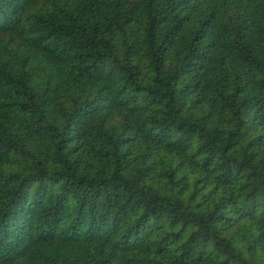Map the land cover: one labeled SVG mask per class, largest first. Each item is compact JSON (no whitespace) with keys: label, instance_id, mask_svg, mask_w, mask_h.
I'll return each instance as SVG.
<instances>
[{"label":"trees","instance_id":"16d2710c","mask_svg":"<svg viewBox=\"0 0 264 264\" xmlns=\"http://www.w3.org/2000/svg\"><path fill=\"white\" fill-rule=\"evenodd\" d=\"M0 264H264V0H0Z\"/></svg>","mask_w":264,"mask_h":264}]
</instances>
